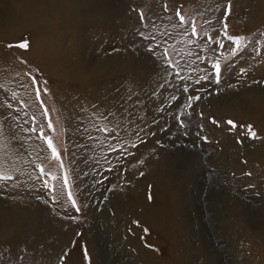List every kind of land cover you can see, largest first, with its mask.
<instances>
[{"label":"rangeland","instance_id":"obj_1","mask_svg":"<svg viewBox=\"0 0 264 264\" xmlns=\"http://www.w3.org/2000/svg\"><path fill=\"white\" fill-rule=\"evenodd\" d=\"M28 2L0 0V264H203L200 245L215 264H264V0H231L230 14L227 0ZM224 23L244 38L234 56ZM22 39L27 52L5 48ZM165 48L178 68L158 59ZM216 58L221 83L196 84ZM98 112L119 139L97 131ZM29 199L38 215L23 216Z\"/></svg>","mask_w":264,"mask_h":264},{"label":"snow or ice","instance_id":"obj_2","mask_svg":"<svg viewBox=\"0 0 264 264\" xmlns=\"http://www.w3.org/2000/svg\"><path fill=\"white\" fill-rule=\"evenodd\" d=\"M231 8H232L231 0H227V2L225 4V10H226V13L227 14H230L231 13ZM164 10L167 11V5L166 4L164 5ZM175 14L179 17L180 23L183 24L185 22V16H183L180 13L179 10H177ZM139 19L141 21H143L145 19L144 14L142 12L139 13ZM189 23H190V28H191V34L193 36L197 35L198 34V27H197L196 20H192ZM227 28H228L227 23H224L223 24L224 34L227 36V38L229 40H234V43L236 44V48L231 50V53L234 56V55H236L237 50L240 48L241 41L244 38L243 37L233 38L232 36H228V34H227ZM141 35H143V34L141 33ZM145 39H150V38L149 37H145ZM151 39H154V38H151ZM208 39L210 41L215 42L214 41V37H211L210 36ZM156 47H159V45H157ZM5 48L8 49V50H17V51L23 50L24 52H27L29 50V48H30V43H29V41L27 39H22L18 43H11V42L6 43L5 44ZM220 48H224V45L222 43L220 44ZM147 51L150 54H153V55L156 54V49L155 48L149 47L147 49ZM198 58H200V57H198ZM158 59H163L164 60V63L167 64V66L169 68H178L179 67V64L173 62V60L171 59L170 53H169V51H168L167 48H165L163 51H161L159 53ZM21 62L22 63H25L26 60H21ZM165 71L167 72V68L165 69ZM243 71H244V69H241V72H243ZM222 72H223V68H222V65H221V60H220V58H216L211 63V71H207L206 70L205 75H203L199 79H197L195 81V83L198 84V85H200L201 87H203V84L201 83L202 81H212L216 85H219L221 83ZM176 75L179 76V72H177ZM181 79H183V77H181ZM32 83L33 84H36V83H38V80L36 78H33ZM45 83H47V82H45ZM230 87H231V85H230ZM188 91H189L188 87L185 86L183 88V92L187 93ZM44 92L45 93L47 92V89L46 88L44 89ZM40 95H41L40 89L37 88L36 89V97L39 99ZM200 98H201L200 96H197L194 93L192 95H189L187 97L186 106L188 108H192L193 102L200 100ZM172 99L173 100H176L177 97L176 96H172ZM9 107H11V105H9ZM46 114L47 113H45V115ZM97 115H98L99 119L104 120V121H108V123H105L102 127L98 126L97 127V131L104 132V133H108L110 136H112L113 133H115V136L113 138L119 139V132L117 131V129L119 128V125H116V126H114L112 128H110L108 126L111 123V121L108 118L112 114L111 113L104 114L102 112H98ZM183 115H184V113L181 112V115L175 117V119L179 121L181 128L185 127L184 121L181 119V116H183ZM211 122L214 125L217 124L216 120H214V119ZM226 124L229 125V126H231V128H236L237 127V125L233 121H231V120H228L226 122ZM47 127L49 129H53V125H52V123L50 121L47 124ZM247 129H248L249 135L253 139H257L258 138L257 137V134L254 131H252V126L251 125H247ZM38 130L40 131V138L46 142L47 149L50 150L51 157L58 162L60 168H63L64 165H63V162H62V159H61L60 152H59L57 146L54 144L53 139L50 136H48V135H46L44 133L43 127H40L39 129H37V128H33L32 129L33 132H36ZM141 131H143V129H139L138 128L135 131L134 134H135L136 138L139 139L141 141V143H143V139L139 135V133ZM152 134L155 135V133H152ZM198 135H199V133H198ZM203 139L205 141H207V137H203ZM157 143H159V141H157ZM130 146L132 148H136L137 147L136 143H134V142H130ZM121 149H123L124 151H127V149H124L123 148V145H121ZM111 150L116 151L117 149L115 147H112ZM37 168H39V172H40L41 175H45L46 174L45 173V169L41 165H37ZM141 175H143V173H141ZM6 178L7 179H10L11 177H5V176L0 175V179H6ZM52 179L55 180L56 177L55 176H52ZM44 183H45V185H47V181H45ZM54 187L55 186L53 185V189H54ZM62 188L63 189H67V193H66L67 200L71 203L72 208H74L76 212H79L80 211V207L78 206L77 200L74 198L73 191L71 190L67 172H65L64 173V176H63ZM53 201L56 202L57 201V197L54 196L53 197ZM70 218L74 219V217H70ZM134 223H136L137 225L139 224L138 221H136ZM143 231L144 232H147V229H143ZM145 247H151V245L146 244ZM64 255L67 256L68 254L65 253ZM84 257H85V259L88 258V255H87V251L86 250L84 252ZM61 264H63V257L61 258ZM89 264H90V262H89Z\"/></svg>","mask_w":264,"mask_h":264},{"label":"bare ground","instance_id":"obj_3","mask_svg":"<svg viewBox=\"0 0 264 264\" xmlns=\"http://www.w3.org/2000/svg\"><path fill=\"white\" fill-rule=\"evenodd\" d=\"M30 3V0H29V2H28V4ZM32 3V2H31ZM189 147L190 146H188L187 148H186V151H187V154H191L190 156H191V161L190 160H187V159H189V157L188 158H184L183 160H184V162H189L190 164H189V166L191 167V168H193L194 167V164H195V166H197L198 165V163H197V158H196V156L195 155H193L192 153H191V151L189 152ZM191 148V147H190ZM179 149V148H178ZM183 149H185V148H183ZM180 150V149H179ZM181 151V150H180ZM179 151V152H180ZM195 153V152H194ZM196 154V153H195ZM195 161H196V163H195ZM194 169V168H193ZM187 170H189V169H187ZM39 205V204H38ZM38 205H37V200H30L29 199V202H28V204H26V206H25V209H24V212H23V216H25L26 214H27V210H29V208H32L33 210H34V214L35 215H38V213H39V207H38ZM238 207H239V205H237ZM240 208V207H239ZM240 210V209H239ZM37 217V216H36ZM96 222V221H95ZM263 224H264V220L263 221H261ZM57 230H60V228H56ZM191 234L194 236V237H196V233H195V231H192L191 232ZM64 235V234H63ZM263 238H264V229H263V233H262V235H261ZM66 237L64 236V238H63V240L65 239ZM101 241V240H100ZM100 243V242H99ZM203 246V247H202ZM200 247L201 248H199V250L197 251L198 252V254L200 255V259L202 260V263L203 264H215L216 263V256H214V254L211 252V253H208V251L207 250H205V247H204V245H200ZM102 256V255H101ZM101 259H102V261L103 262H105L106 263V261H107V259H108V257H107V253L106 252H104L103 253V256L101 257ZM104 264V263H103Z\"/></svg>","mask_w":264,"mask_h":264}]
</instances>
